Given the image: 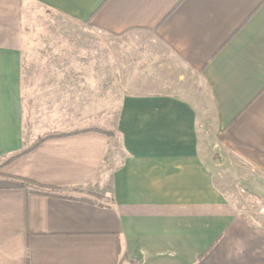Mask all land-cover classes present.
<instances>
[{"label": "crops", "instance_id": "1", "mask_svg": "<svg viewBox=\"0 0 264 264\" xmlns=\"http://www.w3.org/2000/svg\"><path fill=\"white\" fill-rule=\"evenodd\" d=\"M31 3L109 34L155 31L209 98L129 95L119 141L55 137L6 166L57 190L0 189V264H264V0H0V158L47 131L25 113ZM220 168L257 195V219Z\"/></svg>", "mask_w": 264, "mask_h": 264}, {"label": "rangeland", "instance_id": "2", "mask_svg": "<svg viewBox=\"0 0 264 264\" xmlns=\"http://www.w3.org/2000/svg\"><path fill=\"white\" fill-rule=\"evenodd\" d=\"M23 30L27 122L32 126L40 120L47 126L24 148L48 133L79 130L119 141L117 121L129 95L163 91L201 108L209 98L201 75L187 67L155 31L109 34L34 3L25 9ZM35 89L44 91L34 93ZM202 131L208 139L211 134L215 137L216 128L209 124ZM13 162L0 167V173ZM215 173L219 187L257 219V195L241 183L239 175L227 168ZM95 197L102 199L99 194Z\"/></svg>", "mask_w": 264, "mask_h": 264}, {"label": "trees", "instance_id": "3", "mask_svg": "<svg viewBox=\"0 0 264 264\" xmlns=\"http://www.w3.org/2000/svg\"><path fill=\"white\" fill-rule=\"evenodd\" d=\"M91 130H98V129H91ZM81 132H85V130L65 132V133L45 134L39 137L30 146L4 157L2 162L0 163V167H3L4 165H7L17 160L18 158H21L22 156L32 152L33 150H35L38 146H40L42 143H44L48 139L55 138V137H63V136L71 135L74 133H81ZM12 188H24L27 190L30 189L31 191L38 192V193H51V192H56L57 190L56 187L40 184L28 178L6 175V174L0 173V189H12Z\"/></svg>", "mask_w": 264, "mask_h": 264}, {"label": "built area", "instance_id": "4", "mask_svg": "<svg viewBox=\"0 0 264 264\" xmlns=\"http://www.w3.org/2000/svg\"><path fill=\"white\" fill-rule=\"evenodd\" d=\"M260 212L264 214V207L261 208Z\"/></svg>", "mask_w": 264, "mask_h": 264}]
</instances>
